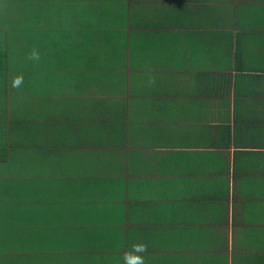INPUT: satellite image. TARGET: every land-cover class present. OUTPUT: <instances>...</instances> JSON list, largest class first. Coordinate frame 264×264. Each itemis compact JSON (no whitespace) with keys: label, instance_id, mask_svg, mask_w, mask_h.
Returning a JSON list of instances; mask_svg holds the SVG:
<instances>
[{"label":"crops","instance_id":"crops-1","mask_svg":"<svg viewBox=\"0 0 264 264\" xmlns=\"http://www.w3.org/2000/svg\"><path fill=\"white\" fill-rule=\"evenodd\" d=\"M136 241L264 264V0H0V264Z\"/></svg>","mask_w":264,"mask_h":264},{"label":"clouds","instance_id":"clouds-1","mask_svg":"<svg viewBox=\"0 0 264 264\" xmlns=\"http://www.w3.org/2000/svg\"><path fill=\"white\" fill-rule=\"evenodd\" d=\"M26 61L32 63H39L42 59L41 51L39 47L33 44L26 52L24 56ZM147 83L149 86L156 84L155 76H149ZM25 84L24 74L17 73L12 77L11 87L17 91L23 89ZM148 252V245L143 241L131 242L126 251L122 254L123 264H145L146 254Z\"/></svg>","mask_w":264,"mask_h":264},{"label":"rangeland","instance_id":"rangeland-1","mask_svg":"<svg viewBox=\"0 0 264 264\" xmlns=\"http://www.w3.org/2000/svg\"><path fill=\"white\" fill-rule=\"evenodd\" d=\"M16 42H17V40H16Z\"/></svg>","mask_w":264,"mask_h":264}]
</instances>
